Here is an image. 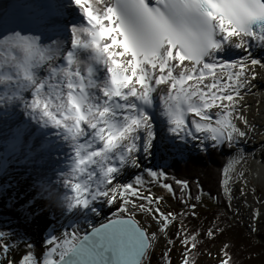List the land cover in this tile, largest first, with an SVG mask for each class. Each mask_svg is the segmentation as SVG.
<instances>
[{
    "label": "snow or ice",
    "instance_id": "6c2138e0",
    "mask_svg": "<svg viewBox=\"0 0 264 264\" xmlns=\"http://www.w3.org/2000/svg\"><path fill=\"white\" fill-rule=\"evenodd\" d=\"M70 12L78 19L68 20ZM40 23L37 34L5 29L0 36V49L9 53L0 63V107L2 118L14 121L5 124L0 173L21 157L28 163L37 152L62 153L67 171L58 173L57 183L66 194L56 203L62 214H79L87 228L74 221L71 231L51 235L39 254L24 241L18 260L12 253L21 245L9 243L12 234L0 230V264H145L159 234L176 220L161 207L166 196L148 185L171 198L178 191L188 214L196 216L199 204L193 201L211 200V192L194 195L187 181L169 183L164 171L151 168H143L147 179L119 180L125 168L142 167L141 156H153L158 137L163 141L157 114L174 139L237 150L224 169L223 192L231 206V173L253 130L242 102L264 72V62L250 52L254 45L264 47V0H50ZM233 48L240 58L225 59ZM81 52L88 54L86 64ZM45 194L52 198L51 184L42 179L33 199ZM97 203L118 208L98 226L89 219L100 215ZM137 214L148 216L155 230L142 226ZM177 215L183 220V213ZM217 227L209 226L206 236L215 237ZM179 231L185 248L198 250L201 234L191 235L183 224ZM167 243L174 246L171 239ZM224 255L220 264H232L227 249Z\"/></svg>",
    "mask_w": 264,
    "mask_h": 264
},
{
    "label": "rangeland",
    "instance_id": "374dc122",
    "mask_svg": "<svg viewBox=\"0 0 264 264\" xmlns=\"http://www.w3.org/2000/svg\"><path fill=\"white\" fill-rule=\"evenodd\" d=\"M2 60L3 58H0V63H3ZM261 105L264 106L263 99L261 100ZM247 108L250 110L251 105H247ZM254 127L255 126H251L250 128L254 129ZM244 146L245 145L242 143L239 146V152H242L241 154L244 156V159L235 166V171L231 173L232 180L230 187L232 189L233 199L231 201V206L228 207V215H230L231 218L237 222H240L248 230L253 231L254 235H256V233H264V155L257 156L255 149ZM1 147L2 145H0V153L2 151ZM161 147L162 151L160 152V158L157 159V155L155 158L154 148L153 156L147 159L141 156L140 162L142 167L140 169L132 168L131 166L125 168L120 174V182L132 183L137 175L144 176V178L147 179L145 173L143 172V168L163 171V168L168 162L167 160L170 156L183 159L189 154L197 153L200 149H206L201 146L198 141H189L188 143H184L178 139L172 138L170 133L164 135ZM210 147L211 146L209 145L207 148ZM221 148L225 150V154L228 158L225 167L227 168L229 162L237 155V150L230 149L227 146H223ZM38 155L39 157L42 156L41 154H37V156ZM20 159L22 160L23 158L21 157ZM37 163L42 167H45L46 170L48 169L45 163ZM255 163H258L261 175L260 181H255L251 177L252 168ZM32 166L33 165L31 164L11 163L5 173H0V189L5 190L6 192L4 198L0 199V207L5 208L6 203H8L9 205L16 207L19 211L26 212V215H22L20 218L14 217V213L9 210L7 212L3 211L5 215H0V230L12 234L8 242L21 245L19 250H14V254L12 253L17 260L20 258L19 252L23 251L24 241L30 242L33 245L35 244L32 243L33 237L30 235V229L33 230V233L37 234L39 241H43L46 246V240L51 235H56L57 231H59L58 229H61V223L67 221L70 216H72L71 214H62L60 207L56 203L57 194L60 196V192L52 191L53 197L51 199L47 197V194L43 196L42 201L37 200L38 198L36 196L35 199H33L35 190H37V193L39 191V184L34 183L35 186L32 185L34 179L31 176V173H29V171L33 169ZM19 167H21V169ZM40 171L45 174L44 169L41 168ZM130 171L134 172V178L128 182L127 176L131 174ZM20 173H23L21 175L23 179H26L24 184L27 186H21L22 183L19 180H16L15 176H19ZM47 177V181H58L54 175L49 174ZM58 186H60V184H58ZM148 187L152 188L153 193L158 195L164 194L166 196V199L162 203L161 207L165 212H171L176 215V220L174 222V226L171 227L167 233L159 234V238L154 244L152 255L146 259L145 264H169V261H171L172 264H183L182 256L187 257L190 260V264H220L221 260L228 258L225 257L224 252L225 249L228 251V245L231 246L232 242L228 239L213 242L211 241L212 238L206 236V232L201 235V239L204 240V244L202 245L203 242L201 243L202 248H198V250H192L190 246L185 248V246L180 242L183 234L179 231L181 224L183 223L181 221V216L177 214L183 213L185 216L188 214V209L183 206V202L177 197L171 198L158 186L148 185ZM54 197H56V199ZM46 200L49 201L48 205L41 206V202H45ZM204 201V203H198L199 206L196 209V216L198 217L202 216V213L207 208H210L215 204L212 200H207V197L204 198ZM225 201L227 205V197H225ZM29 205H31V207H29ZM96 207L99 209L100 215L97 216L95 214H90L89 219H91L93 224L99 223L107 217H113L114 213L118 211L116 206H109L104 203H97ZM111 208L115 209L113 213L105 215V213H107ZM256 213H260V215L257 216L255 215ZM41 214H44V216H41ZM78 215L79 214H76L75 216ZM80 218L82 220L81 216ZM135 218L140 224L144 225L150 231L155 230V224L148 216H145L144 214H137ZM84 226L87 225L84 224ZM215 238L216 237L213 239ZM169 239L174 241V246L167 243V240ZM168 249L171 250L170 256L162 257L161 253ZM34 250H37L36 246L34 247Z\"/></svg>",
    "mask_w": 264,
    "mask_h": 264
},
{
    "label": "bare ground",
    "instance_id": "6f19581e",
    "mask_svg": "<svg viewBox=\"0 0 264 264\" xmlns=\"http://www.w3.org/2000/svg\"><path fill=\"white\" fill-rule=\"evenodd\" d=\"M49 2H50V0H0V36L7 34L5 32V29H9V30L15 29L17 31H22V34H26V35L27 34H37V29L42 26L40 23V19H41V15L43 13V8ZM73 19H78V14L74 13V12H70L68 15V20H73ZM29 30H31V31H29ZM66 37H67V34L65 33L63 35V38L66 39ZM45 42L47 43V41H45ZM229 52L231 54L228 56H225L224 57L225 59L233 60V59H239L240 58L241 54L239 53V50H236L233 48V49H230ZM250 52L252 53L254 58L261 59L262 62H264V47H258V46L254 45L250 49ZM11 55L20 56L22 54L13 52V53H11ZM8 56H9V53L7 51H5L4 49H0V58H3L2 62H4ZM80 59L82 61H84V63L86 64L88 62L87 52H81L80 53ZM0 75H4V72L0 71ZM4 91H5L4 86L0 85V94H3ZM262 99L264 100V72H261L260 75L257 76V79L255 81H253V87H252L251 91L250 92L246 91V94L244 95V100L242 102V110H243L244 115L249 120L250 127L255 126L254 129L249 132V136L246 139V141L242 142V144L245 145L244 147H247V148L252 147V149H255L257 152L256 153L257 156H260V155L263 156L264 155V106L261 105ZM247 100H248V102H247ZM247 105H251L250 110L247 108ZM11 110L13 112L19 114L18 119H24L23 114L20 112L19 107L12 106ZM3 111H4V109L2 107H0V135H1L0 136V145H2V147H1L2 150L4 147V142L7 138V134L9 132V128L6 127L5 124H7L8 126H14L13 120L5 121L2 118ZM213 111H215V110H213ZM158 117H159V123L156 124L157 131L159 132L161 130V128H163L164 129L163 135H166L167 134L166 120H165V118H163L159 114H158ZM41 139H43V138L41 137V138L37 139L35 141V143L33 144V151L34 152L39 147ZM161 144H162V141L158 137L157 142H156L157 146L155 147V152H154L155 153L154 156L156 158V155H157V159L160 158V152L162 151ZM64 151L66 152L67 149H65ZM0 154H2V151ZM37 154H41L42 156L39 157V155L37 156ZM62 156H63L62 153L37 152L36 155L33 157V159L30 162L22 163V162H20L21 159L19 158L16 160V162H14V164L19 163V164H31V165H33L32 166L33 169H31L29 171V173H31V176L34 179V181L32 182V185H34V183L39 184L42 179L47 180L48 179L47 176L49 174L54 175L58 179V173L60 171H67V170H64V168L67 169V167H66L67 164L63 165L62 158H61ZM37 162H42L43 164L45 163V165L48 167V169H47L48 171L45 169V167H42ZM19 168L21 169V167H19ZM41 168L45 170V174H44V172L40 171ZM46 172H48V173H46ZM130 173L131 174L129 176H127L128 182L132 178H134L133 177L134 172L130 171ZM21 174H23V173H20L19 176L16 175L15 178H16V180H19L22 183L21 186H27L26 184H24V181H26V179H23ZM136 174H138V173H136ZM251 177L255 181L261 180V175L259 172L258 163H255L253 165ZM48 182L51 184V191L60 192V194H59L60 196L66 194V190L63 188V186L61 184H60V186H58L59 183L52 182V180L48 181ZM35 193H37V190H35ZM67 194H70V193H67ZM36 197L38 198L37 200H39V201L43 200V197H41L39 195H36ZM52 197H53V195H52ZM57 197H58V194H57ZM54 198L56 199V197H54ZM41 203H42L41 206H46V205H48L49 201L46 200L45 202H41ZM114 210L115 209H112V208L109 209L108 212L105 213V215L108 213L112 214ZM41 216H44V214L43 215L41 214ZM107 218H111V217H107ZM104 220H106V218L101 220L100 222H102ZM74 221H81L82 227L84 229L87 228V226H84L79 215L78 216L72 215V216H70V218L67 221H64L61 223V225H60L61 229L60 228L58 229L59 231H57L56 235L59 236L66 230L71 231L72 230V223ZM96 224H98V223H96ZM30 232H31L30 235H32V237H33L32 243H35L34 245L37 248L36 252L39 254L47 246H45L43 241H39V239L37 238V234L33 233V230L30 229ZM152 250H153V248L149 251V255L147 258H149L152 255V252H153ZM13 254H14V252H13Z\"/></svg>",
    "mask_w": 264,
    "mask_h": 264
},
{
    "label": "trees",
    "instance_id": "16d2710c",
    "mask_svg": "<svg viewBox=\"0 0 264 264\" xmlns=\"http://www.w3.org/2000/svg\"><path fill=\"white\" fill-rule=\"evenodd\" d=\"M227 159L224 149L210 147L200 149L197 153L189 154L183 159L170 156L163 171L169 177V183L174 184L176 179L185 180L190 184L194 195L199 194L198 189H202L204 193L211 192L213 195L211 200L215 204L207 208L202 216L189 214L184 216L181 220L184 231L191 235H202L209 226L218 225L216 238L213 239V237L211 241L219 242L228 239L232 242L231 246L228 245V255L232 259V264H264V233L254 235L253 231L248 230L228 215L229 210L223 192L224 169ZM217 190H219V199L216 198ZM5 195V190L0 189V199ZM176 197L179 199L178 191ZM193 203L200 202L193 201ZM8 210L12 211L16 218L26 215V212L19 211L8 203L5 208L0 207V215H5L3 211L7 212ZM181 233L183 234V232ZM201 235L197 242L198 248H202L204 244Z\"/></svg>",
    "mask_w": 264,
    "mask_h": 264
},
{
    "label": "water",
    "instance_id": "95a60500",
    "mask_svg": "<svg viewBox=\"0 0 264 264\" xmlns=\"http://www.w3.org/2000/svg\"><path fill=\"white\" fill-rule=\"evenodd\" d=\"M138 221V220H137ZM102 222H106V220H104V221H102ZM139 222V221H138ZM101 223V222H100ZM100 223H98V224H96L97 226L100 224ZM142 225V224H141ZM142 226H144V225H142ZM145 227V226H144ZM146 228V227H145Z\"/></svg>",
    "mask_w": 264,
    "mask_h": 264
}]
</instances>
